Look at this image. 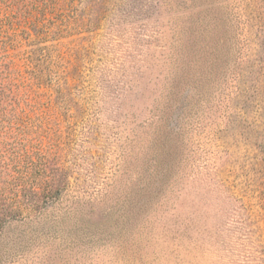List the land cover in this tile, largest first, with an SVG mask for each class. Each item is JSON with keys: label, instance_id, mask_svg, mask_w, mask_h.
<instances>
[{"label": "rangeland", "instance_id": "374dc122", "mask_svg": "<svg viewBox=\"0 0 264 264\" xmlns=\"http://www.w3.org/2000/svg\"><path fill=\"white\" fill-rule=\"evenodd\" d=\"M0 65V264H264V0H0Z\"/></svg>", "mask_w": 264, "mask_h": 264}, {"label": "trees", "instance_id": "16d2710c", "mask_svg": "<svg viewBox=\"0 0 264 264\" xmlns=\"http://www.w3.org/2000/svg\"><path fill=\"white\" fill-rule=\"evenodd\" d=\"M5 89L11 93V90L6 88L0 80V149H2L0 156L3 157L6 154L9 162V164L4 163L2 167L7 178L2 181L0 180V185H2L0 186V237L3 227L7 223L18 220L27 208L35 211V207L37 206V202L34 200L37 192L32 190V185L28 186L33 172L34 162L20 161V158H18L20 148H15L13 145L14 142H8L6 140L13 137L10 136L12 126L9 125L13 124V120L19 122L20 119L13 116L12 119L9 118L6 121V106L10 103L6 104V106L4 104L10 93L6 94ZM10 100L12 101L11 98ZM26 196L29 199L24 200Z\"/></svg>", "mask_w": 264, "mask_h": 264}]
</instances>
